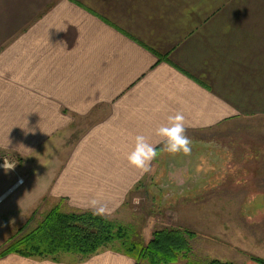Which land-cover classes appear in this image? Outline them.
<instances>
[{
    "label": "crops",
    "instance_id": "0c3cea01",
    "mask_svg": "<svg viewBox=\"0 0 264 264\" xmlns=\"http://www.w3.org/2000/svg\"><path fill=\"white\" fill-rule=\"evenodd\" d=\"M177 112L188 137L264 116V0H0V158L16 173L0 202L27 186V211L96 199L117 215L165 162L155 131ZM139 134L158 151L148 173L126 159ZM0 264L137 261L104 248Z\"/></svg>",
    "mask_w": 264,
    "mask_h": 264
},
{
    "label": "rangeland",
    "instance_id": "374dc122",
    "mask_svg": "<svg viewBox=\"0 0 264 264\" xmlns=\"http://www.w3.org/2000/svg\"><path fill=\"white\" fill-rule=\"evenodd\" d=\"M190 139L189 155L168 153L123 209L106 217L123 226L131 241L145 244L159 230L183 232L191 247L187 259L199 264L264 262V116L193 133ZM4 159L15 164L11 156L0 158V164ZM0 176L9 186L16 173L3 169ZM29 197L26 186L0 202V253L22 236H17L20 228L32 230L49 211L42 205L27 211ZM118 247L124 248L122 241L109 248Z\"/></svg>",
    "mask_w": 264,
    "mask_h": 264
},
{
    "label": "trees",
    "instance_id": "16d2710c",
    "mask_svg": "<svg viewBox=\"0 0 264 264\" xmlns=\"http://www.w3.org/2000/svg\"><path fill=\"white\" fill-rule=\"evenodd\" d=\"M20 234V238H13L1 251L0 257L19 253L27 257L57 258L63 254H78L87 258L122 241L123 249H112L134 257L137 264H174L187 259L191 251L181 231H156L152 240L145 244L131 241L125 228L106 216L93 215L92 210L64 212L60 206L49 210L32 230L26 231V226L20 228L17 236ZM187 264L199 263L187 259ZM211 264L234 263L213 260Z\"/></svg>",
    "mask_w": 264,
    "mask_h": 264
},
{
    "label": "clouds",
    "instance_id": "9594fccd",
    "mask_svg": "<svg viewBox=\"0 0 264 264\" xmlns=\"http://www.w3.org/2000/svg\"><path fill=\"white\" fill-rule=\"evenodd\" d=\"M155 134L163 141L162 151L170 154L183 153L189 155L191 153V139L186 135L185 116L182 112H177L167 118V123L160 125ZM158 156L157 148L149 142L145 135L139 134L135 136L134 147L127 154L126 159L130 166L140 170L142 173L151 171V163ZM15 164L4 159L3 168L5 172L14 169ZM134 203H139V198H134ZM98 201L93 199L90 201V207L93 215L104 216L106 208L98 207Z\"/></svg>",
    "mask_w": 264,
    "mask_h": 264
},
{
    "label": "built area",
    "instance_id": "2783aa9c",
    "mask_svg": "<svg viewBox=\"0 0 264 264\" xmlns=\"http://www.w3.org/2000/svg\"><path fill=\"white\" fill-rule=\"evenodd\" d=\"M0 167H3V163L0 164ZM23 182H24L23 179H19V180H18V183H19V184H22Z\"/></svg>",
    "mask_w": 264,
    "mask_h": 264
}]
</instances>
